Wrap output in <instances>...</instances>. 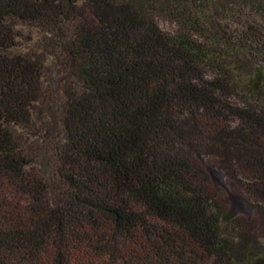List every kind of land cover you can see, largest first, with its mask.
Here are the masks:
<instances>
[{
    "label": "trees",
    "instance_id": "obj_1",
    "mask_svg": "<svg viewBox=\"0 0 264 264\" xmlns=\"http://www.w3.org/2000/svg\"><path fill=\"white\" fill-rule=\"evenodd\" d=\"M15 23L72 79L53 182ZM0 264H264V0H0Z\"/></svg>",
    "mask_w": 264,
    "mask_h": 264
},
{
    "label": "rangeland",
    "instance_id": "obj_2",
    "mask_svg": "<svg viewBox=\"0 0 264 264\" xmlns=\"http://www.w3.org/2000/svg\"><path fill=\"white\" fill-rule=\"evenodd\" d=\"M18 32V44L15 48L2 51L8 54H29L39 57L45 63L44 96L39 106L42 114L37 115L35 125L31 129L15 128L17 135L22 136L30 150L36 154L37 162L32 166L48 182L58 179L55 162L57 147L67 137L65 129L59 122L62 103V87L72 82L60 67L51 47V39L44 31L15 23ZM167 28L165 23H162Z\"/></svg>",
    "mask_w": 264,
    "mask_h": 264
}]
</instances>
